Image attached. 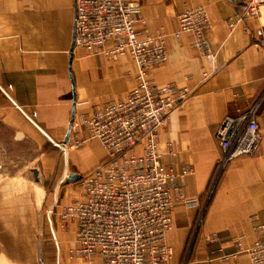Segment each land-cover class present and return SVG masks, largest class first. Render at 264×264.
<instances>
[{
    "label": "crops",
    "instance_id": "0c3cea01",
    "mask_svg": "<svg viewBox=\"0 0 264 264\" xmlns=\"http://www.w3.org/2000/svg\"><path fill=\"white\" fill-rule=\"evenodd\" d=\"M200 7L209 21L203 37L210 59L192 47L191 35L174 36L178 15ZM140 14L141 36L163 35L166 51L147 79L189 92L157 134L162 165L175 174L192 169L180 184L186 201L175 202L165 236L171 264H250L254 228L264 225V50L256 34L264 31V8L252 18L227 0H149ZM235 15L241 19L230 28ZM73 23V0H0V264H85L70 260L75 227L58 214L81 198L79 181L107 153L70 126L126 98L136 70L127 53L107 60L75 48ZM252 108L257 151L217 174L219 124ZM64 142L63 153L56 145ZM54 201L50 225L46 210Z\"/></svg>",
    "mask_w": 264,
    "mask_h": 264
},
{
    "label": "built area",
    "instance_id": "2783aa9c",
    "mask_svg": "<svg viewBox=\"0 0 264 264\" xmlns=\"http://www.w3.org/2000/svg\"><path fill=\"white\" fill-rule=\"evenodd\" d=\"M73 1L74 47L87 56L99 55L107 60L127 53L136 71L135 85L126 98L108 103L70 126L72 133L83 128L88 133L87 140L98 141L107 160L81 178V198L59 211L61 221L75 227L76 246L69 258L81 259L85 264H171L172 250L166 245L165 236L172 227L175 202L186 201L180 184L192 174V169L184 167L175 174L165 168L156 150L157 134L189 92L173 85L157 88L147 79L150 69L166 62L164 36L142 37L137 29L145 26L140 6L149 0ZM227 1L243 4L245 16L252 18L264 8V0ZM240 19L235 15L228 22L229 27ZM177 20L174 36L191 35L192 47L210 59L203 37L209 28L205 10L186 9ZM256 34L258 45L264 50V31ZM215 137L221 151L217 174L231 160L253 156L261 141L255 108L224 118ZM67 145L64 142L56 147L64 153ZM172 190L177 192L176 198L172 197ZM54 203L46 210L50 225ZM254 230L258 238L246 253L250 264H264V225Z\"/></svg>",
    "mask_w": 264,
    "mask_h": 264
},
{
    "label": "water",
    "instance_id": "95a60500",
    "mask_svg": "<svg viewBox=\"0 0 264 264\" xmlns=\"http://www.w3.org/2000/svg\"><path fill=\"white\" fill-rule=\"evenodd\" d=\"M241 3H238V5H240ZM65 140H67V136H66V139ZM78 179H80V178H78V177H69V181L71 182H74V181H76V180H78Z\"/></svg>",
    "mask_w": 264,
    "mask_h": 264
},
{
    "label": "rangeland",
    "instance_id": "374dc122",
    "mask_svg": "<svg viewBox=\"0 0 264 264\" xmlns=\"http://www.w3.org/2000/svg\"><path fill=\"white\" fill-rule=\"evenodd\" d=\"M211 193H212V191H209V193H208L209 199L211 197ZM70 260H73V259H70Z\"/></svg>",
    "mask_w": 264,
    "mask_h": 264
}]
</instances>
